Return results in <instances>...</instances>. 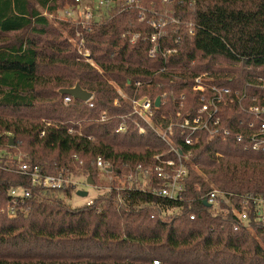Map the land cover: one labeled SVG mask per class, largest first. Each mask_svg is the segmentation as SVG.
I'll return each mask as SVG.
<instances>
[{"label": "trees", "instance_id": "16d2710c", "mask_svg": "<svg viewBox=\"0 0 264 264\" xmlns=\"http://www.w3.org/2000/svg\"><path fill=\"white\" fill-rule=\"evenodd\" d=\"M78 5L0 0V149L24 152L22 160L45 175L84 171L93 185L101 158L113 180L91 205L72 208L32 186L15 156L9 163L0 157V264H264V223L250 200L264 198V150L252 148L254 118L247 112L264 98V0H138L86 28L69 21L56 27L45 15ZM188 24L195 26L192 37ZM158 28L159 47L150 56ZM65 34L83 41L92 62ZM203 74L215 86L246 90L244 108L222 106L225 137L204 134L187 146L174 129L172 143L191 152L182 200L141 190L139 169L154 167L157 156L178 157L118 90L127 98L161 97L153 122L167 126L179 110L201 106L193 85ZM76 84L93 94L90 102H65L59 91ZM212 185L230 203L221 199L219 213L204 204ZM18 187L31 196L10 216L9 194ZM233 211H246L247 221Z\"/></svg>", "mask_w": 264, "mask_h": 264}, {"label": "built area", "instance_id": "2783aa9c", "mask_svg": "<svg viewBox=\"0 0 264 264\" xmlns=\"http://www.w3.org/2000/svg\"><path fill=\"white\" fill-rule=\"evenodd\" d=\"M79 4L75 12L67 11L68 16L74 15L76 11L80 10L81 0H76ZM116 2L112 0L101 1L100 5L109 6L114 5ZM131 5H138V0H125L122 7ZM88 20L85 22L75 23L84 28L89 27L94 22H99L103 20H95L92 12L87 11ZM172 22H176L172 20ZM154 25V23H153ZM78 37L80 33L78 30L74 32ZM187 34L192 37L195 35V26L193 24H188ZM162 35V28H158V31L151 35V42L153 43V49L150 51V56H153L155 51L159 47V40ZM70 39L74 41V45L78 48L79 53L89 62H92L90 53L83 47V41L76 42L74 37ZM135 41V37L132 42ZM175 51V50H174ZM139 86V84L137 83ZM193 90L201 94V106L195 112H188L183 114L182 111L176 113V120L171 121L167 126L162 123L156 124L153 122L155 117V109L161 108L165 104L164 100L161 98V103L159 107L155 106L156 100L153 102L148 97L143 98H127L125 93L118 90L119 94L123 99H128L133 113L136 114L141 120H143L148 126H150L158 136L165 141L170 147L171 151L175 152L177 155V160L174 159H163L162 156H157L156 159L158 163L151 168L141 170V174L136 178V185L143 191H147L160 198L180 201L183 199V195L186 189V179L189 176V164L191 152L184 154L182 150L177 148L172 143V137L174 136V129L180 128L181 134L184 137V142L187 146H193L196 144L201 135H206L208 139H214L217 137H225L229 135V131L223 127V117H222V106L238 104L241 108H244L243 100L248 97L247 91H232L230 88L218 87L210 84L209 74H203L197 77L194 81ZM252 101L259 99L257 96L250 95ZM185 96H182L184 100ZM73 98L71 96L65 97V102H70ZM93 99V98H92ZM91 99V100H92ZM74 100V99H73ZM90 100V101H91ZM88 101V102H90ZM92 106V104H90ZM115 105H118V100L115 101ZM180 107H183L181 103ZM247 112L254 118V122L250 123L251 132V142L253 150H264V98L263 103L256 105H251ZM105 119V115L102 116ZM124 127H120L119 131H124ZM139 133L145 135L147 133L146 128L141 126L139 128ZM0 157H4V151L0 149ZM77 159V156H75ZM21 156H15L14 160L17 162V170L21 175L28 176L31 179L32 186L42 187L44 190H49L53 193L61 192L64 188L68 186H74L77 184L72 180L71 175L65 173H59L57 175H45L40 172L38 167L32 168L28 163L22 160ZM14 162V161H13ZM82 164V162H80ZM97 167L100 172V177L108 179L110 182L113 180L112 171L110 164L101 158L96 161ZM197 170L196 166L190 165ZM158 182V185L156 184ZM10 198L12 204L8 207V213L10 216H16L17 206L19 204H24L27 199L30 198V191L25 190L22 187L13 188L10 191ZM224 200L227 205L230 203L226 198V194L215 186H211V190L207 195L205 202L214 206L215 213L220 212V201ZM252 206L256 210L258 220L264 223V198H250ZM243 202L245 208L248 207L249 201ZM93 200L89 201L87 204L91 205ZM231 206V205H230ZM242 222H246L248 219L247 212L243 211L237 213L233 211ZM194 219V216H191Z\"/></svg>", "mask_w": 264, "mask_h": 264}, {"label": "rangeland", "instance_id": "374dc122", "mask_svg": "<svg viewBox=\"0 0 264 264\" xmlns=\"http://www.w3.org/2000/svg\"><path fill=\"white\" fill-rule=\"evenodd\" d=\"M101 1L106 0H81L80 2V10L76 11L74 15L71 17L66 14L67 11L69 12H75L77 10L76 8H66L65 10H60L57 12L55 16L47 15L45 14L49 20L53 23L54 26L59 27V22L61 21H69L72 23H78L80 21L85 22L88 20L87 17V11L89 10L92 12L95 20H100L101 18L104 19L112 11H114V8L121 7L125 0H118L114 5L109 6H102L100 5ZM66 35V34H65ZM68 42L74 45V41H71L70 39H73L71 34L66 35ZM13 156H21L25 157L24 152L17 150L15 152H10L8 150L4 151V163H9L12 161ZM16 166V165H15ZM72 180L77 183L74 187V191L72 192L70 197H65L63 193H55L56 197L62 198L67 205H69L72 208H78L82 207L83 205L87 204L89 201L94 200L97 196H100L102 194H105L109 191L110 181L104 177L99 176V182L96 185H89L87 182V178L85 176L84 171H80L76 169L74 173H72ZM113 177V175L111 176ZM124 184V182H122ZM131 185V181H130ZM78 190H85L88 192V196L86 198H82L77 196Z\"/></svg>", "mask_w": 264, "mask_h": 264}, {"label": "water", "instance_id": "95a60500", "mask_svg": "<svg viewBox=\"0 0 264 264\" xmlns=\"http://www.w3.org/2000/svg\"><path fill=\"white\" fill-rule=\"evenodd\" d=\"M59 93L63 96H71L74 100H79L82 102H88L93 98V94L91 92H88L84 90L80 84H76L73 88H68V89H61ZM161 103V98L158 97L155 102V106L159 107ZM11 146H13V139L10 140ZM88 184L93 185V182L91 179H88ZM77 196L86 198L88 196V192L85 190H78L77 191ZM205 206L211 207V204L208 202H204Z\"/></svg>", "mask_w": 264, "mask_h": 264}]
</instances>
